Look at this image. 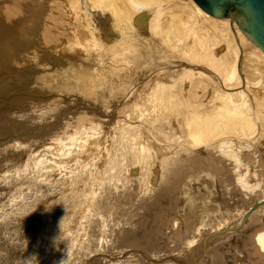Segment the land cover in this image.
<instances>
[{"label":"rangeland","instance_id":"obj_1","mask_svg":"<svg viewBox=\"0 0 264 264\" xmlns=\"http://www.w3.org/2000/svg\"><path fill=\"white\" fill-rule=\"evenodd\" d=\"M12 1L13 0H0V8H1L0 9V30L3 29V27H1V21L3 20L2 18L4 17V14H5V12H4L5 8L12 7L11 10L14 9V11H12V12L13 13L16 12L15 13L16 17L15 16L11 17V18H14L13 20H11V22L14 23V26L12 28L13 29L12 32L4 35L3 38L1 37L2 39L0 40L1 41L0 42V264H70V263L71 264H82V263L83 264H93V263L94 264H107L108 262H109V264H111V263L112 264H120V263L121 264H150V263L151 264H175V263L176 264L177 263L178 264H184V263L185 264H264V253L258 249V246H256L257 244H254L255 243L254 237L256 236V234L264 233V213H263L264 207L257 210L256 213H254L251 216V218H252L251 224H248L245 227H243L241 232L240 231H238L239 233L235 232L232 235H230L227 238H224L222 240H214L213 239V240H211V243L209 242V240L206 242L204 239L205 236H206L205 238H207V235L208 236L210 235V233H211L210 231H213V229L216 228L221 223H223L225 221L230 222L231 220L233 222L237 220V222H238L239 218L237 217L238 212H236V210L246 209V208L252 206V204H254L255 202L259 201L260 198L262 199V197H264V183H263L264 182V154H262V152H264V136H263L264 135V126L260 127L259 134L257 135V138L255 140L251 141L252 145H248L247 143L242 145V148L247 152V153L244 152L245 155L242 156V163L247 166L248 171L246 169H244V170H240L239 173L248 174V182L250 185L254 186V185L259 184V183H260V185L262 184L261 185L262 187L260 186L254 193H252V194L245 193L241 190V188L238 186V184H235V182H234L235 178L237 177V175L239 173L235 172V168H231L233 166V163L231 161L227 160L224 157L218 156L219 155L218 153L216 155L214 153H212V157L210 155L208 162H209V167H212V166L213 167L208 169L209 172L207 170H201L199 172L193 173L194 175H196L194 177L192 175L189 178L185 177L184 178L185 181L181 182V184L179 185L180 187H178V189L174 190L172 192L173 194L172 193L170 194V195H172V197L171 196H164L163 197L161 194H159L158 197H160V202H159L160 207H158L157 218H156V216L153 217V219L150 218L151 216H154V213L157 211L156 208H154L152 206L151 207H144L145 205L152 203L151 201H153V199H155V196H153L155 194V190L149 191L146 194V192L141 191V189L138 188V184L135 185L136 188L134 187L135 191L132 190V191L127 192V194H129L130 196L132 195V197H134V196L135 197L130 200L131 202L128 201L129 207L128 206L126 207V210H127L126 215L123 213H119V214L115 215L113 213V210H111L109 207L102 209L106 213L104 216L105 217L109 216L108 222H107L109 225L114 226L118 222L116 224V227L119 226V229L121 231H125V229H131L129 239L134 240L135 245L132 243H128V244H124V245L121 244L120 239H122V236L117 235L119 233V232H117L116 235L119 236L118 240L116 239L117 238L116 235H115L116 237H114V240H113V238H110L109 235H107V236H104L105 242L103 241V238H102L103 242L97 246L98 248H94L90 251H80L81 249H77L80 247H78L76 244H77V241L79 238H82L83 240L82 239L81 240L86 242L85 240L87 239V237L85 235H81L80 237H76L75 240H74V237L72 238L73 235L70 237L63 236V234L66 233L67 229L72 227L75 230V228L77 227L76 224L78 223L77 220H73V219L69 220L70 222L69 221L66 222L64 220L66 214L68 215V213L70 212L69 210H71V209H69V206H67V204L70 201L69 192L75 193V194L73 193L74 197H75L74 200H81L82 196H84L85 193H86V195L88 193V183L85 185V183L82 180H77V178H75V177L70 179L68 176L73 175V173H75L79 169H77V168H75V170H73V168L69 169V167H67L69 165H66V167L65 166L61 167L57 171L58 173L54 172V174H53V172H52V175L50 176L49 173L52 170H50L51 167L50 168L47 167L48 165H50V163H48L49 159L55 158V160L57 162L60 158H62L64 156V155H60L59 154L60 152H58L54 149H53L54 150L53 151L52 148L55 147V149L63 150L67 147V148H72L73 151L75 150L74 153H77L78 149H79V147L77 148L78 143L83 142L82 140H84V141L87 140V138H88V140L94 139L95 140L94 142L97 143V145H100L102 143V138L101 137L99 138L100 134L102 135L103 133H105L107 131V128L108 129L112 128L111 126L110 127L106 126L105 121H107V122L109 121V123L111 122L110 120H107L108 118L110 119L111 117L115 116V121L124 119L123 118V117H125L124 110L134 112L133 110H135L134 107L136 105L137 100L141 102L142 106L149 109V111L153 110V108H154L153 102L150 100L154 99V97H152V96H155V94L157 93L156 90H154V88H153L155 85L154 82L156 83L158 80H160L161 82H163V85L166 86V84H167L166 87H170L171 84L169 85L168 83H170L171 80L173 79L174 81L171 82V83H173L172 86H176V83L179 80L178 78H181L180 75H182V74L184 76L186 75L185 71H182V74H180V71L186 69L188 67V65H189V67L191 65L192 66H199V68H198L199 70H201L200 67L207 69V70L209 69V74H210V70L212 71V69L210 68L211 66L206 62V60L201 58V54H202L201 49H205V47L212 48L211 49L212 51L208 54V56L204 55V54L203 55L207 58L213 57V59H214V57L217 58L216 57L217 55L218 56L221 55L220 53L222 52L223 49H225V46H226L225 43H227V42L222 40L221 43L218 45L213 44V41L215 38L214 35H212L213 29L208 28V26H207L208 23L205 20L206 18L201 19V17H198V16L195 17L196 15L194 14L195 13L194 9L192 8V6L189 4V2L187 0H156L157 2L154 3L150 8L153 11L149 10V12L151 11L150 12L151 15H150V13H149V15L150 16L156 15V17H161V16L163 17V22H164V25L162 27L163 30H162V33L157 34L158 35L157 36L151 32L153 30L152 28L147 29L148 28L147 25H150L149 23L144 27V25H140L137 22H134L133 19L136 15V12H134L132 10L129 11V14H131V15H128V18L132 21L130 22V20L126 19L125 21L123 20L122 24H120L122 21L120 22L118 17L115 16V10L116 9H114V8L124 9L123 5H126L125 0L117 1L118 3L116 2V4L118 6L114 7L113 9L109 8L111 0L109 3L106 2L107 0H104L101 2V4H100V2L97 3V1L93 2L94 0H89V1L88 0H71V1L70 0H42V1L41 0H31V1L28 0V1H26V4L27 5L30 4L29 6H27L26 4L20 6V4H19L17 7H14L12 5ZM32 1H34V2H32ZM44 1H46V2L44 3ZM184 1L185 2L187 1V3H185ZM35 2H37V3L40 2L39 4L40 5L43 4L44 6L43 5L40 6L39 4H35ZM73 2H75L74 3L75 5L73 4ZM90 2H91V4H89ZM69 3H70V5H69ZM80 3H82V4H80ZM176 3H178L176 6L177 10H175L176 8H173V5ZM92 4H94V6ZM107 4L109 7H107ZM187 4H189V5H187ZM37 5L40 7H38ZM50 5L52 6V8ZM80 5H82V6H80ZM89 5H92L93 7L89 6ZM99 5H101V6H99ZM36 6L39 9L42 6L43 7H42V9L39 10L38 8H36ZM70 6H71V8H70ZM156 6H158V8ZM185 6H187V7H185ZM53 7H54V9H53ZM160 7H163V8H160ZM20 8L23 10L22 12H21ZM43 8H45V9L47 8L46 11ZM90 8H91V10H89ZM92 8H95V10L94 9L92 10ZM17 9H19V10L15 11ZM84 9L86 12L89 10L88 13L91 14L92 16L91 15L89 16L88 13H85ZM48 10L51 13L53 11L52 14L50 13L52 15V17H51V15H49ZM69 10H70V12H69ZM96 10H97V14H96ZM98 10H100V11H98ZM103 10H104V12H103ZM40 11L42 13L44 12V14L40 13ZM191 11H193L192 15H191ZM33 12H34L35 17H32V16H34ZM107 12H108V14H107ZM111 12H112V14H114V17H113V15H111ZM35 13H37V14H35ZM133 13H135V14H133ZM28 14H30V15H28ZM65 14L67 16H65ZM70 14H72V15H70ZM80 15H81V17H78ZM85 15L88 17L87 19H86ZM173 15L176 18V22H174L171 25L170 22L167 23L168 22L167 20L169 18H171ZM55 16L57 19L55 18ZM60 16H62V17H60ZM104 16H106V17H104ZM189 16L193 17V21L189 23L191 26L188 29V27L187 28L183 27V23L185 21L189 20ZM46 17H48V18H46ZM62 18H63V20H61ZM80 18L82 19L81 21H80ZM114 18H116L115 20L117 21V23H115L116 21L114 20ZM186 18H187V20H186ZM46 19L48 20V22L45 21ZM71 19H72V23L75 25H69V24H71ZM85 19L87 20L86 22L84 21ZM92 19H93L94 23H93ZM197 19L199 21H196ZM50 20H53V21L50 22ZM111 20H113L112 21L113 24L111 23ZM181 20L183 23H181ZM18 21H19V23H18ZM37 21L39 23L41 21V24H43V25L39 24ZM44 21H45V23H47L46 24L47 26H45V23H43ZM49 22L50 23L53 22V23L50 24ZM78 22H80L81 24H79ZM5 23H3V25H8V23L7 24H5ZM62 23H63V25H62ZM67 23H69L68 24L69 27L65 26ZM83 24L84 25L89 24L90 26L87 27L86 25L84 26ZM95 24H96V26H95ZM114 24H116V27ZM179 24H181V25L179 26ZM24 25H26V26H24ZM52 25L55 28H53ZM77 25L79 26L78 28H77ZM121 25H124L125 28L122 27ZM56 26H57V28H56ZM97 26H99V27H97ZM40 27H43V29L41 28V30H40ZM64 27H66V28H64ZM196 27L197 28L201 27V29L200 28L197 29ZM82 28H83V30H82ZM117 28H119V29H117ZM126 28H128V29H126ZM166 28H169V29L171 28L170 31H174V32L176 31V28L179 31L180 30L182 31V33L184 35L183 36L184 40L182 41L181 44H180V42L176 43L178 46V49L176 48L175 45H173V46H175V47H173L171 44H168V42H166L163 39L164 37L162 34H163V32L166 33L164 31ZM55 29H57V31ZM131 29L132 30L134 29L135 31L134 30L132 31ZM45 30H47V31L51 30L50 31L51 35H50L49 31L45 32ZM52 30L54 31V33H52L53 32ZM196 30H197V32H196ZM93 31L95 32V37H94ZM99 31H100V33H99ZM137 31H139V32L141 31L140 32L141 35ZM145 31H147V34L144 33ZM149 31H150V34H149ZM204 31L205 32L207 31V33H204ZM72 32L77 36H75ZM122 32H124V34L125 33L126 34L124 36L120 37L119 34H121ZM134 32H135V34H134ZM68 33H70L71 36ZM86 33H88V35ZM195 33H197L198 35H195ZM57 34L60 36V38L58 37ZM65 34L67 35V37L65 36ZM101 34L103 36H106L108 41L102 40L103 36L100 37ZM113 34H114V36H116V38L113 36ZM206 34H208L207 35L208 37L206 36ZM43 35H45L46 37ZM52 35L56 38L54 39L52 37ZM92 35L94 38L92 37ZM16 36L17 37L19 36V37L17 38ZM126 36H128V37H126ZM129 36H130L131 41L128 39ZM186 36L191 38V40L189 38H187ZM14 37H16V40H14V41L9 40V39H12ZM72 37H75V38H72ZM76 37L83 39V41L82 40L80 41V46L81 45L84 46L83 42H85V48L83 46L80 48L79 42H78L80 39L78 40V38H76ZM90 37L93 40L90 39ZM98 37H99V40H98ZM142 37L143 38L145 37V38L142 39ZM146 37L148 38V40H146ZM156 37L159 40L153 39ZM192 37L198 38V39L195 38L197 40V42ZM199 37H201V38H199ZM210 37H211V40H210ZM45 38H46V40H45ZM122 38H123V40H127V42H130V44L125 42V41L120 42V41H123V40H121ZM138 38L140 40H138ZM160 38H161V40L163 39L164 42H163V40L161 41ZM52 39H54L55 41L53 40L51 42ZM64 40H67V41H64ZM70 40L71 41L74 40L75 43H73L74 41L72 43H70L71 42ZM132 40L134 42H132ZM187 40L190 43V47H189V43L187 42ZM46 41L48 44L45 43ZM101 41L103 44L101 43ZM136 41H139V42H136ZM148 41H149V43H148ZM210 41H211V43H210ZM59 42H61V43H59ZM62 42L64 43V45L62 44ZM97 42L99 43L100 46L96 45ZM135 42L137 45H135ZM159 42H161L160 43L161 45L158 44L161 46V48L158 47V45H157V43H159ZM184 42H185V44H184ZM200 42H202V43H200ZM27 43H29V44H27ZM88 43H89V46L91 45L90 46L91 49L94 48V46L96 47V48L92 49L93 53H91V50H89L90 49L89 46H87V50L89 52L87 50H85L86 44H88ZM105 43L106 44L110 43V44L106 45ZM118 43H122L121 47H119L120 44L118 45ZM124 43L125 44L127 43L126 44L127 47H125L126 45ZM131 43H133V44H131ZM146 43H148V44L146 45ZM164 43H166V44H164ZM187 43H188V45H186ZM195 43H198V45H196ZM4 44H6V45H4ZM7 44L8 45H10V44L14 45L15 44V45H17V47L14 49V48H11L12 47L11 45H10V47H8ZM111 44H112V47H111ZM150 44H152V45H150ZM153 44H154V46L156 45L155 48L153 47ZM193 44H195V47L197 48L196 50H198V51L201 50L200 54H199V52H196L197 53L196 55H198V54L199 55L196 56V59L194 61L190 60V58L184 56V54L182 53L185 51H190V50L192 51L193 49L191 47ZM102 45L104 48L102 47ZM129 45L130 46L135 45L136 47L135 46L130 47ZM164 45H166V47ZM199 45H201V46L203 45L202 48H201V46L199 47ZM45 46H46V49H45ZM128 46L130 47L129 51H128V48H129ZM138 46H139V48H138ZM30 47H32V48H30ZM47 47L49 48V51H47L48 50ZM73 47H75L74 48L75 50L72 49ZM97 47H99L100 49ZM101 47L103 48V51L101 50L102 49ZM149 47H150L151 51H150ZM167 47L169 50L167 49ZM216 47H218V48H216ZM20 48H21V50L19 51ZM53 48L54 49L56 48V49L54 50ZM65 48L66 49L68 48L67 50H69V51H66ZM77 48H79V49H77ZM112 48L116 49L115 52H117V53H114V51L111 52L110 49L114 50ZM117 48H119V52H118ZM140 48L143 49V51L140 50ZM165 48L167 49L168 52L167 51L165 52V50H164ZM24 49H26V50H24ZM145 49H148V50H145ZM170 49H172V50H170ZM60 50H62V52ZM105 50H108V52L106 51V53H109V54L112 53V55L105 54V52H104ZM157 50L158 51L161 50L162 52L164 51L163 52L164 55H162V52H161V54H160V52H157ZM178 50L181 51V53H179ZM53 51H55V54L53 53ZM56 51H57V53H56ZM64 51H65V53H63ZM77 51H78V53H77ZM81 51H82V53H81ZM134 51H136V55L134 54ZM148 51H149V54L147 53ZM170 51H173V52H170ZM60 52L63 54H61ZM66 52L67 53L69 52V54H68L69 56L67 55ZM84 52L87 55V57L85 54L82 55ZM150 52L151 53L154 52L155 55L153 53L151 55ZM169 52H170V54H169ZM213 52L215 55H212ZM73 53H74V56H72ZM103 53L105 56L103 55ZM121 53H123L122 54L123 60H122V55H120ZM124 54H125V56H124ZM133 54H134V57H133ZM172 54H173V58H172ZM244 54H245L244 57H246V59L244 58V61L242 62L243 64L241 63V66L243 67V68L241 67V69H242L241 72H242L243 76L247 79L246 82L250 86V87L248 86V90L251 91L249 96L253 98V99L251 98V100H252V104L254 107V114L256 115V111L258 109H259L260 113L261 112L264 113V83H263V81H260V78H259L260 75H264V63L261 60H259V57L256 53V50L252 47L245 46L244 47ZM32 55H34L36 58ZM169 55H170V57H169ZM49 56H50V58H49ZM54 56H55V58H54ZM62 56L64 59L62 58ZM91 56H93V57H91ZM155 56H157V57L159 56L158 57L159 59ZM33 57L35 58V60L31 59ZM84 57H85V59H84ZM77 58L78 59L80 58V59L78 60ZM134 58H135V60H134L135 62L133 61ZM140 58H142L141 59L142 61L140 60ZM143 58H145V59H143ZM171 58L173 59L172 61H170ZM91 59H92V61H90ZM107 59H108V61H107ZM115 59H117V62ZM138 59L141 61L142 64L138 63L139 62ZM147 59H149V60H147ZM254 59H256V60H254ZM31 60L32 61L34 60L35 62H32ZM124 60L128 64H126L124 62ZM130 60H132L133 62L130 63ZM75 61H77V62H75ZM93 61H95L96 63ZM136 61H137V63H136ZM79 62H81V63H79ZM100 62H103L104 64L100 63ZM48 63L50 64L49 69L44 66V65H47ZM97 63H99L100 65ZM124 63H125V65H124ZM143 63H146V64H143ZM178 63H180V64H178ZM250 63H252V64H250ZM41 64H44V65L40 66ZM89 64L94 65V67L92 65L90 66ZM129 64H131V65H129ZM133 64H134V66L135 65L136 66L133 67ZM206 64H207V66H206ZM57 65L60 68L57 67ZM87 65L90 67H88ZM99 66L101 67V69ZM137 66H139V67H137ZM165 66H167V67H165ZM208 66H210V67H208ZM244 66H246V68ZM91 67H93V68L91 69ZM118 67L122 68V69L119 70ZM177 67H179V68H177ZM117 68H118V70H116ZM254 68H256V69H254ZM9 69H11V70H9ZM97 69H98V71H97ZM160 69H163V70L161 71ZM174 69H175V71H173ZM122 70H124V71H122ZM152 70L154 71V74H153ZM159 70H160V72H159ZM87 71H89V72H87ZM102 71L104 73H102ZM52 72L58 74L59 76L56 75L57 77H55L53 79H47L48 81H43V78H47L49 75L53 74ZM86 72H87V75H85ZM91 72H92V74H91ZM93 72H96V73H93ZM112 72H114V73H112ZM202 72H204V73L206 72V74L203 73L204 76H200L198 73H196V75L194 73V75L192 74V77L188 76L189 79H187V77H185V78L187 81L189 80V83H191L192 80L196 81V78L201 79V77H209V79H210V75L208 74V71L202 70ZM224 72H225V74H224ZM226 72L227 71H223V73L221 72L222 74L220 73L221 77H219V78L225 79V77H226L225 75H227ZM117 73H118V76H117ZM142 73L144 74L143 76H142ZM172 73L178 74L177 79L169 77L172 75ZM96 74L98 75V77L96 76ZM109 74H110V76H109ZM123 74H126V75H123ZM150 74H152V75L149 76ZM88 75L90 77L92 76V78H90ZM101 75H103V76H101ZM129 75L131 76V78ZM85 76L89 77L90 79L85 77ZM223 76H225V77H223ZM69 77H71L70 80H69ZM94 77H95V79H94ZM114 77H116V79ZM148 77H150L149 80H148ZM193 77L195 78V80ZM100 78H102V79H100ZM109 78H111V79L113 78V79L111 80ZM88 80H90V81H88ZM186 80L183 82V84L180 87L172 89V92L171 91L169 92V93H172V94H169V99L172 102V104L175 101V99L176 100L178 99L179 95H177V94H180V97L182 94V96L184 98L181 97V99L182 98L185 100L187 99V101L184 100L185 102H188V103H186V104H188L187 106L188 107L192 106L190 109H188V111L194 109V107L195 108L199 107L198 105H202V106H200V109H202L206 112L209 111L212 106H208V107H205V106H207V104L210 105L211 100H213V98H217L219 96V94H221V92H222L218 88V86L220 85L219 82L216 81V79L211 78L210 81L212 80L211 81L212 84L210 83L207 86L210 89H208L206 87L205 90H203V89L200 90L198 88L197 89L198 92H197V90H196V92L195 91H193V92L189 91L190 92V94H189L188 90H190L189 89L190 86L188 87V85H190V84ZM141 81H143V82H141ZM91 82L94 86L91 84ZM105 83H107V85ZM112 83H113V85H112ZM125 83H127V84H125ZM135 83H136V86L138 85L137 88L134 87ZM254 83H256V84L254 86H252ZM46 84H47V87H46ZM66 84H68V86H66ZM100 84H101L102 88H104V90H100L101 89ZM90 85H92V86H90ZM143 85H145V86H143ZM99 86H100V88H99ZM104 86H106V87H104ZM185 87L188 89H186ZM216 87H217V89H216ZM251 87H253V88L255 87V90ZM55 89L57 90L58 93L56 92ZM105 89H106V92H105ZM168 89L171 90V88H168ZM180 89H181V91H180ZM32 90H35L36 94ZM74 90H76V91H74ZM173 90L174 91L176 90V91L174 92ZM178 90H179V92H178ZM184 90H187V91H184ZM212 90H213V92H212ZM252 90H254V91H252ZM36 91H38V93ZM42 91H44V92H42ZM125 91H127V92H125ZM256 91H257V93H256ZM93 92H96L97 94L96 93L93 94ZM135 92L137 94H140V95H137ZM199 92H201V93H199ZM205 92H206V94H205ZM130 93H132V94L130 95ZM133 93H134V95H133ZM184 93H186V95ZM38 94H40V95L36 96ZM48 94H49V97H48ZM148 94L152 95V96H149ZM257 94H258V96H257ZM45 95H46V97H45ZM72 95H73V97H72ZM91 95H92V97H90ZM96 95L99 97H97ZM82 96H83V98L85 97L84 98L85 100H83ZM126 96H127V98H126V100H124V98ZM144 96H145V98H144ZM185 96H186V98H185ZM79 97L82 98V101H81V98H79ZM96 97H97V99H96ZM194 97H196V98L194 99ZM210 97H211V100H210ZM44 98L46 101L44 100ZM108 98H109V101H108ZM87 100H89V101H87ZM90 100H92V101H90ZM132 100L135 102H133ZM190 100H192V102ZM197 100H199L198 101L199 104H198ZM29 101H31V102H29ZM44 101L46 102V107H44L45 106ZM201 101H203V102L201 103ZM261 101L263 103H261ZM123 102H126L127 104L126 103L124 104ZM30 103L32 104L31 107H30V105H31ZM65 103H67V105L68 104L69 105L66 106ZM20 104H21V106H20ZM151 104H152V106H150ZM193 104H195V105H193ZM102 106H103V108H102ZM10 107H12V108H10ZM23 107H25V108L23 109ZM48 107H50L51 109H49ZM151 107H153V108L151 109ZM256 107H257V109H256ZM45 108H46V110H44ZM16 109H18V110L16 111ZM93 109H96L99 112V114H102V115H100L101 117ZM107 109H108V111H107ZM178 109H181V108H178ZM178 109L176 111L177 116L175 117V121H176L175 123H172L170 125V121H169V123L167 122L169 119V116L166 117V119L164 121L165 124L164 123H163L164 125L162 124V126H163L162 129L164 128L163 129L164 132H172L173 130H175L176 128L174 126L176 124H178V126L179 125L181 126V123L183 122L184 114L182 112H179ZM109 110H110V112H109ZM75 111H77V112H75ZM167 111H169V110H167ZM37 112L39 113L40 116L38 115ZM46 112H47V115H46ZM79 112H82L84 115L82 113H79ZM34 113H36L37 116H35ZM63 113L65 116L63 115ZM110 113H111V115H110ZM21 114H23V115H21ZM181 114H183V115H181ZM61 115H63V116H61ZM261 115L263 116L262 113H261ZM25 116H27V117H25ZM34 117H35V119H34ZM39 117H41V119ZM89 119H91V120H89ZM38 120H39V122H36ZM78 121H79V123H78ZM171 121H173V120H171ZM263 121H264V119H263ZM67 122H69V123L67 124ZM70 122H72V123H70ZM74 122L77 124H75ZM61 123H63V124L61 125ZM74 125L75 126L77 125V126L75 127ZM93 125H95V126H93ZM145 125L149 129V131H151L150 133L151 134L153 133L152 135H155L156 137L158 136L160 138V140L163 141L162 140L163 135H161V133L159 131L156 132L155 129L152 127V124L146 123ZM98 126H100L101 129ZM94 127H96V128H94ZM62 128H63V130L60 131L59 129H62ZM87 128H89L90 131ZM91 129L92 130L95 129V130L91 131ZM102 129H104V130L102 131ZM56 130L57 131L59 130V131L57 132ZM118 130H119V128L117 125H115L114 128H112V132H114L116 137H119V135L117 134ZM54 132L55 133L57 132V134H54ZM84 132H85V135H84ZM76 133L79 135L81 134V135L76 136L75 135ZM182 134L183 133H179V134L176 133V136H175L176 139H177V137L180 136L179 139L183 138L182 140L186 141L184 138V135H182ZM57 135H58L59 141H63V144L62 143L51 144L50 141H47L48 139H50L54 136H57ZM160 136H162V137H160ZM96 139H98V140H96ZM172 139H174V138L172 137ZM14 141H16V142H14ZM64 141H65V143H64ZM32 142H34V143H32ZM76 142H77V145H76ZM166 142H171V141H168V139H167ZM172 142H174V140H172ZM25 144H26V146H25ZM255 144H256V146H255ZM16 145L18 147H20V146L21 147L18 148ZM57 145L60 147H58ZM67 145H69V146H67ZM22 147H24L25 149L24 148L22 149ZM29 147H30V149H29ZM46 147H49L51 150H49L48 152L43 151L44 148H46ZM17 149H19V150H17ZM258 152L261 154H259ZM14 153L16 155H14ZM29 153L31 155H29ZM95 153H96V150L88 158V160H86V156L85 157L83 156L82 159H80V160L84 159L85 160L84 162L87 161L89 163V165L92 166L94 164V166H97L98 161H96V159H95L96 158ZM54 154H56V156H53ZM93 155H94V157H93L94 161L90 160V158ZM99 155H101V154H98V156ZM33 156H34V158H33ZM101 156H103V155H101ZM105 156H106V154H105ZM181 157H183V156L181 155ZM250 157H252V158H250ZM256 157H257V159H256ZM98 158H101V157L99 156ZM185 158H186V156H185ZM30 160L32 161V164L29 165V163H31ZM38 160L42 165L38 162ZM45 160H48V161H46V164H45ZM252 160H253V162H252ZM33 162H35L36 164H34ZM185 162H187V161L185 160ZM223 164H224V166H223ZM26 165L29 168L28 170H26L27 169ZM34 165H36V166H34ZM210 165H212V166H210ZM23 166H25V168ZM94 166H92V167H94ZM34 168L36 169V171ZM62 168H63V170H62ZM189 168L191 169V171H193V169L190 166H189ZM7 171H9V172H7ZM44 171L45 172L47 171V173H45ZM19 173H21V174H19ZM22 173H23V175H22ZM234 173H236V175ZM39 176H40V178H38ZM49 178H51L52 180L49 181V183L46 187L41 188V190L44 189L43 191H41L39 188L42 187V185L40 183H38L37 181L42 180L41 182H44V181L46 182V180H49ZM32 179H33V181H32ZM67 179H70V180H67ZM130 179L132 180V179H134V177L133 178L131 177ZM34 180H35V182H34ZM73 180L75 181V183L72 182ZM19 181H20V183H19ZM23 181L25 184L23 183ZM55 181H57L59 183H57V182L55 183ZM166 181L171 182L170 179H169V181L168 180H166ZM170 182H169V184H170ZM53 183H54V185H53L54 188L51 187ZM129 183L130 182H128L127 184H129ZM56 184H60V186L58 188L60 191L57 188L55 189ZM75 184H77V185H75ZM30 185L32 187L34 186L33 188H35V186H36L34 191ZM73 185H75V186H73ZM61 186H64V187H61ZM14 187H16V188H14ZM48 187H49V189H48ZM68 187L70 188V190L66 192L65 188H68ZM163 187H164V183L160 184L159 189H163ZM61 189H62V191H61ZM47 190H49V191H47ZM50 191H52V192L54 191V192L52 193ZM57 191H59V192H57ZM44 192L47 193L46 194L47 196L45 195ZM48 193H49V195H48ZM150 193H151V195H150ZM42 194H44V195H42ZM65 196L67 198H64ZM136 197L137 198L140 197L141 199L137 200ZM149 198H152V199H149ZM257 198H259V199H257ZM84 201L86 202V200H84ZM29 204H31V205H29ZM80 204H82V203H80ZM63 205H65V206H63ZM32 206L34 209L33 208L31 209ZM28 207H30V208L28 209ZM79 207L81 208V206H76L74 208H76V210H79ZM135 207H137V208H135ZM138 208H139V210H138ZM128 209H130V210L128 211ZM103 211H102V214H103ZM261 211H263V212H261ZM127 215H128V217H127ZM125 217L127 218V221H125L126 220ZM58 219H60V221ZM120 219H122L121 220L122 222L120 221ZM144 219H145V221H144ZM148 220H149V222H148ZM81 222H83V221H81ZM57 223H58V225H57ZM68 224H69V226H68ZM138 224H139V226H138ZM111 226H107L106 228H110ZM143 226H146L148 229L146 227H143ZM72 228H71V231H74ZM198 228H199V231L196 232L195 230H197ZM149 229H151L153 231V233H154L153 237H151L152 233ZM90 239H93V241L95 240L93 237V234H91ZM115 239L117 241H115ZM191 239H192V241H194L193 242L194 245L192 247L187 245V242L189 240L191 241ZM203 240L207 243L205 246H203V244H204ZM141 241H145L147 243L149 242L152 244V246L150 247V244L149 245L147 244L148 247L140 246V245H143V243H139ZM95 243H96V240L94 241V244ZM74 244H75V246H74ZM195 244H196V246H195ZM110 245L112 248L110 247ZM80 246H81V243H80ZM96 250L98 253H94ZM124 251H125V253H127L128 256L127 255L124 257L121 256V254ZM72 252H74V253H72ZM97 254H99V255H97ZM94 255L98 256L96 258V261L94 259H92L95 257ZM89 256H93V257H89ZM100 256H102V257H100ZM107 256L109 258H107ZM88 257H89V259H87ZM143 257H145V258H143ZM146 257L152 258L151 259L152 261L151 262L148 261ZM102 258H104V259H102ZM169 258H171V260ZM158 259H161V260H158ZM183 259H185V260H183ZM154 261H156V262H154Z\"/></svg>","mask_w":264,"mask_h":264},{"label":"bare ground","instance_id":"obj_2","mask_svg":"<svg viewBox=\"0 0 264 264\" xmlns=\"http://www.w3.org/2000/svg\"><path fill=\"white\" fill-rule=\"evenodd\" d=\"M26 1H28V0H13L12 1V5L14 6V7H17L19 4H20V6H22V5H24V4H26ZM31 1V0H30ZM42 1V0H41ZM71 1V0H70ZM69 1V2H70ZM89 1V0H88ZM97 1V3L98 2H100V4H101V2L102 1H104V0H94L93 2H96ZM117 1H119V0H111V2H110V0L108 1H106V2H110V7L108 6V4H107V7H109V8H111V9H113L114 7H116V6H118L117 4H116V2ZM188 2H189V4L192 6V8L194 9V14L196 15L195 17H201V19L202 18H206L205 20L207 21V26H208V28H212L213 29V34L212 35H214V41H213V44H216V45H218V44H220L221 43V41L223 40V41H226L227 43H225L226 44V46H225V49H223L222 50V52L220 53L221 55L220 56H216L217 58H215L214 57V59H213V57L211 58V57H205L204 55H207L208 56V54L212 51L211 49L212 48H207V47H205V49H201L202 50V54H201V58L202 59H204V60H206V62L211 66H208V67H210L211 69H212V71L210 70V74H209V69L207 70V69H204V68H202V67H200V69L201 70H199L198 68H199V66H190L189 67V65H188V67L186 68V69H184V70H181L180 71V74H182V71H185V73H186V75L184 76L183 74L182 75H180L181 76V78H178L179 80H178V82L176 83V86H172V84L173 83H171V82H173L174 80L172 79L171 80V82L170 83H168L169 85L171 84V86L170 87H166L167 86V84H166V86L165 85H163V82H161L160 80H158L156 83L154 82V90H156V94H155V96H152V95H149V96H152V97H154V99H152V100H150V101H152L153 102V107H151V109L153 108V110L151 111H149V109H147V108H145L144 106H142V104H141V102L140 101H136V105H135V110H133L134 112H130V111H125L124 110V115H125V117H123L124 119H121V120H116L115 121V116H113V117H111L110 119L108 118L107 120H110L111 122L109 123V121L107 122V121H105V123H106V126L108 127H112V128H114V126L115 125H117L118 126V128H119V130L117 131V134L119 135V137H116L115 136V134H114V132H112V128L111 129H108L107 128V131L105 132V133H103L102 135L100 134V136H99V138L101 137L102 138V143L100 144V145H97V143H95L94 141V139H90V140H88V138H87V140H82L83 142H80V143H78V146H77V148L79 147V149H78V152L77 153H74V151L72 150V148H65V149H63V150H61V149H55V147H53L52 148V150L54 149V150H56V151H58V152H60L59 154L60 155H64L62 158H60L57 162H56V160H55V158L53 159V158H51V159H49V162L48 163H50V165H48L47 167H51V169L50 170H52L50 173H49V175L51 176L52 175V172H53V174H54V172H57L61 167H63V166H65L66 167V165H69V166H67V167H69V169L71 168H73V170H75V168H77V169H79V170H77L75 173H73V175H71V176H68L70 179L71 178H77V180H82L84 183H85V185L88 183V193H87V195H86V193H85V195L84 196H82V199L81 200H74V194L72 193V192H69V194H70V201H69V203L67 204V206H69V209H71V210H69L70 212L68 213V215L66 214V216H65V221L67 222V221H69V220H71V219H73V220H77V227L75 228V230H74V228H72L71 226V228L74 230V231H71V228H69V229H67L66 230V233H64L63 234V236H66V237H70V236H72V238L74 237V240H75V238L76 237H80L81 235H85L86 237H87V239L85 240L86 242H84V241H82L83 239L82 238H79L78 239V241H77V246L78 247H80V248H77V249H81L80 251H90V250H92V249H94V248H98L97 246L100 244V243H102L103 241H104V236H107V235H109V237L110 238H113V240H114V237H116L117 235H120V236H122V239H120V243L121 244H128V243H132V244H134L135 245V242H134V240H130L129 239V236H130V232H131V229H125V231H121L120 229H119V226H117L116 227V224L118 223H116L114 226H111V225H109L107 222H108V218H109V216H107V217H105L104 215L106 214L102 209H105V208H107V207H109L111 210H113V213L115 214V215H117V214H119V213H123V214H125L126 215V213H127V210H126V207L128 206V201H130L131 199H133L134 197H132V195L130 196L129 194H127V192L128 191H132V190H134V187L136 188V184H138V188H140L141 189V191H144V192H146V194H147V192H149V191H154L155 190V194L153 195V196H155V199H153V201H151L152 203H150V204H147V205H145L144 207H154V208H156L157 209V211L154 213V216H151L150 218L151 219H153V217H155L156 216V218H157V214H158V207H160L159 206V202H160V197H158L159 196V194H161L163 197L164 196H171L172 197V195H170L174 190H176V189H178V187H180L179 185L181 184V182H183V181H185L184 180V178L185 177H187V178H189V177H191V175L194 177V176H196V175H194L193 173H195V172H199V171H201V170H207L208 172H209V168H212L213 166L212 165H210V166H212V167H209V162H208V160H209V158H210V155H211V157H212V153H214L215 155L218 153L219 155L218 156H220V157H224V158H226L227 160H229V161H231L232 163H233V166L231 167V168H235V172H237V173H239L240 172V170H244V169H246L247 171H248V168H247V166L245 165V164H243L242 163V156H244L245 154H244V152H246L243 148H242V145H244L245 143H247L248 145H252V143H251V141H253V140H255L256 138H257V135L259 134V129H260V127H263L264 126V121H263V119H264V113L263 112H261L262 114H263V116L261 115V113H260V111H259V109L256 111V115L254 114V107H253V104H252V100H251V98L252 97H250L249 95H250V92L251 91H249L248 90V83L246 82V78L243 76V74H242V69H241V63L244 61V58L246 59V57H244V47L245 46H249V47H252V48H254L255 50H256V53H257V55H258V57H259V60H261L263 63H264V54H263V52L257 47V46H255L251 41H249L245 36H244V34L240 31V29H239V27H238V25L236 24V22H235V20L233 19V18H230V17H227V18H214V17H212V16H210V15H208V14H206L204 11H202L192 0H187ZM187 1L185 2V3H187ZM32 2H34V1H32ZM31 2V3H32ZM46 1H44V3H45ZM51 2V1H50ZM53 2V1H52ZM123 2V1H122ZM125 2H126V5H123V8L124 9H117V8H114V9H116L115 10V16H117L118 17V19L120 20V24H122L123 23V20L125 21L126 19H128V20H130L129 18H128V15H131V14H129V11L130 10H132V11H134V12H136V15H135V17H134V22H137L138 24H140V25H144V27L149 23L150 25H147L148 26V28L147 29H153L151 32L154 34V35H157V34H160V33H162V27H163V25H164V22H163V17L161 16V17H156V15L155 16H150L151 15V11L149 12V10H152V9H150L151 8V6L154 4V3H156L157 1L156 0H125ZM172 2V1H171ZM28 3V2H27ZM30 3V2H29ZM40 2H35V4H39ZM49 3V2H48ZM72 3V2H71ZM75 2H73V4H74ZM79 3V2H78ZM118 3V2H117ZM170 3V2H169ZM33 4V3H32ZM72 4V5H73ZM80 4H82V3H80ZM84 4V3H83ZM89 4H91V2L89 3ZM96 4V3H95ZM168 4V3H167ZM177 4L178 3H176V4H174L173 5V8H176L175 10H177ZM189 4H187V5H189ZM27 5V4H26ZM25 5V6H26ZM30 5V4H29ZM29 5H27V6H29ZM40 5V4H39ZM41 5H43V4H41ZM40 5V6H41ZM53 5V4H52ZM69 5H70V3H69ZM75 5V4H74ZM85 5V4H84ZM83 5V6H84ZM93 6H94V4H92ZM92 5H89V6H92ZM98 5V4H97ZM120 5V4H119ZM4 6V5H3ZM35 6V5H34ZM38 6V5H37ZM36 6V8H38V7H40V6H38L37 7ZM44 6V5H43ZM42 6V7H43ZM46 6V5H45ZM51 6V5H50ZM77 6V5H76ZM80 6H82V5H80ZM79 6V7H80ZM88 6V7H89ZM92 6V7H93ZM99 6H101V5H99ZM121 6V5H120ZM163 6V5H162ZM166 6V5H165ZM164 6V7H165ZM8 7V6H7ZM42 7L40 8V9H42ZM47 7V6H46ZM78 7V6H77ZM96 7V6H95ZM157 8H158V6H156ZM185 7H187V6H185ZM23 8V7H22ZM51 8H52V6H51ZM70 8H71V6H70ZM76 8V7H75ZM74 8V9H75ZM84 8V7H83ZM97 8V7H96ZM101 8V7H100ZM160 8H163V7H160ZM189 8V7H188ZM1 9V8H0ZM12 9V7H10V8H5V14H4V17L2 18L3 20L1 21V27H3V29H1L0 30V40L3 38V36L4 35H6V34H8V33H10V32H12V28H13V26H14V23L13 22H11V20H13L14 18H11L12 16L14 17L15 16V13H13L12 11H14V9L13 10H11ZM21 9V8H20ZM39 9V8H38ZM39 9V10H40ZM45 11H46V9L45 8H43ZM53 9H54V7H53ZM78 9V8H77ZM76 9V10H77ZM82 9V8H81ZM86 9V8H85ZM85 9H84V11H85ZM95 10V8H92V10ZM19 9H17V10H15V11H18ZM43 10V11H44ZM89 10H91V8L89 9ZM88 10V11H89ZM106 10V9H105ZM108 10V9H107ZM162 10V9H161ZM160 10V11H161ZM179 10V9H178ZM23 10L21 9V12H22ZM26 11V10H25ZM42 11V10H41ZM40 11V13H42ZM56 11V10H55ZM83 11V12H84ZM88 11L86 12L85 11V13H88ZM98 11H100V10H98ZM153 11V10H152ZM12 12V13H11ZM48 12H49V10H48ZM69 12H70V10H69ZM72 12V11H71ZM94 12V11H93ZM103 12H104V10H103ZM155 12V11H154ZM175 12V11H174ZM24 13V12H23ZM51 12H49V15H51L52 13H53V11H52V13L50 14ZM55 13V12H54ZM74 13V12H73ZM78 13V12H77ZM80 13V12H79ZM100 13V12H99ZM98 13V14H99ZM114 13V12H113ZM149 13H150V15H149ZM192 13H193V11H191V15H192ZM20 14V13H19ZM35 14H37V13H35ZM42 14H44V12L42 13ZM41 14V15H42ZM56 14V13H55ZM75 14V13H74ZM96 14H97V10H96ZM105 14V13H104ZM107 14H108V12H107ZM133 14H135V13H133ZM193 14V15H194ZM25 15V14H24ZM28 15H30V14H28ZM32 15V14H31ZM33 15H34V12H33ZM48 15V16H49ZM70 15H72V14H70ZM69 15V16H70ZM76 15V14H75ZM88 15L90 16L91 14H89L88 13ZM102 15V14H101ZM111 15H113V17H114V14H112V12H111ZM110 15V16H111ZM37 16V15H36ZM47 16V15H46ZM65 16H67L66 14H65ZM86 16V15H85ZM92 16V15H91ZM99 16V15H98ZM174 16V15H173ZM171 17V18H169L167 21V23H169L170 22V24L172 25L174 22H176V18H175V16L174 17ZM16 17V16H15ZM18 17V16H17ZM32 17H35V15L34 16H32ZM31 17V18H32ZM51 17H52V15H51ZM60 17H62V16H60ZM73 17V16H72ZM77 17V16H76ZM78 17H81V15L80 16H78ZM103 17V16H102ZM104 17H106V16H104ZM116 17V18H117ZM130 17V16H129ZM132 17V16H131ZM182 17V16H181ZM184 17V16H183ZM212 17V18H211ZM39 18V17H38ZM37 18V19H38ZM45 18V17H44ZM46 18H48V17H46ZM54 18V17H53ZM52 18V19H53ZM55 18H56V16H55ZM67 18V17H66ZM69 18V17H68ZM71 18V17H70ZM74 18V17H73ZM88 17L86 16V19H87ZM101 18V17H100ZM116 18H114V20L116 19ZM57 19V18H56ZM60 19V18H59ZM75 19V18H74ZM84 19V18H83ZM84 20L85 22L87 21V20ZM102 19V18H101ZM184 19V18H183ZM200 19V18H199ZM29 20V19H28ZM61 20H63V18L61 19ZM78 20V19H77ZM82 19L80 18V21H81ZM118 20V21H119ZM186 20H187V18H186ZM204 20V21H205ZM222 20V21H221ZM21 21V20H20ZM32 21V20H31ZM39 21V20H38ZM37 21V22H38ZM45 21H47L48 22V20L46 19ZM45 21L43 22V23H45ZM51 21H53V20H50V22ZM57 21V20H56ZM66 21V20H65ZM68 21V20H67ZM90 21V20H89ZM92 21H93V19H92ZM106 21V20H105ZM113 20H111V23L113 24V22H112ZM116 21V20H115ZM132 20H130V22H131ZM193 21V17L192 16H189V20H187V21H185L184 23L182 22V20H181V23H183V27L184 28H187L188 27V29L190 28V22H192ZM196 21H199L198 19L196 20ZM201 21V20H200ZM203 21V22H204ZM6 22V23H5ZM29 22V21H28ZM34 22V21H33ZM49 22V23H50ZM59 22V21H58ZM64 22V21H63ZM75 22V21H74ZM3 23H5V24H7L8 23V25H3ZM18 23H19V21H18ZM39 23V22H38ZM53 23V22H52ZM52 23H50V24H52ZM65 23V22H64ZM70 23V22H69ZM69 23H67L65 26L67 27L68 26V24ZM79 24H81L80 22H78ZM83 23V22H82ZM90 23V22H89ZM93 23H94V21H93ZM92 23V24H93ZM115 23H117V21L115 22ZM198 23V22H197ZM32 24V23H31ZM37 24V23H36ZM39 24H41V21H40V23ZM47 23H45V26H47L46 25ZM58 24V23H57ZM119 24V25H120ZM131 24V23H130ZM195 24V23H194ZM201 24V23H200ZM204 24V23H203ZM17 25V24H16ZM38 25V24H37ZM41 25H43V24H41ZM62 25H63V23H62ZM69 25H75V24H73L72 23V19H71V24H69ZM84 25V24H83ZM87 27H89L90 25L89 24H85ZM84 25V26H85ZM115 25V27H116V24H114ZM125 25V24H124ZM124 25H121L122 27H124ZM139 25V26H140ZM181 24H179V26H180ZM197 25V24H196ZM202 25V24H201ZM24 26H26V25H24ZM32 26V25H31ZM53 26V25H52ZM83 26V27H84ZM94 26V25H93ZM95 26H96V24H95ZM174 26V25H173ZM194 26V25H193ZM17 27V26H16ZM29 27V26H28ZM66 27H64V28H66ZM69 27V26H68ZM72 27V26H71ZM79 26L77 25V28H78ZM82 27V26H81ZM97 27H99V26H97ZM114 27V26H113ZM130 27V26H129ZM141 27V26H140ZM195 27V26H194ZM205 27V26H204ZM35 28V27H34ZM37 28V27H36ZM41 28L43 29V27H40V30H41ZM53 28H55L54 26H53ZM56 28H57V26H56ZM61 28V27H60ZM74 28V27H73ZM85 28V27H84ZM125 28V27H124ZM134 28V27H133ZM174 28V27H173ZM197 28V27H196ZM198 28H200L201 29V27H198ZM197 28V29H198ZM33 29V28H32ZM39 29V28H38ZM62 29V28H61ZM72 29V28H71ZM76 29V28H75ZM86 29V28H85ZM84 29V30H85ZM92 29V28H91ZM96 29V28H95ZM117 29H119V28H117ZM122 29V28H121ZM126 29H128V28H126ZM135 29V28H134ZM133 29V30H134ZM171 29V28H170ZM170 29L169 28H166L164 31L166 32V33H164L163 32V39L166 41V42H168V44H171L172 46L173 45H175L176 46V48L178 49V46H177V42H180V44L182 43V41L184 40L183 39V33H182V31L180 30H178L177 28H176V31L174 32V31H170ZM192 29V28H191ZM207 29V28H206ZM39 30V31H40ZM56 31H57V29H55ZM73 30V29H72ZM82 30H83V28H82ZM132 30V29H131ZM132 30V31H133ZM174 30V29H173ZM183 30V29H182ZM194 30V29H193ZM208 30V29H207ZM211 30V29H210ZM38 31V30H37ZM47 30H45V32H46ZM49 31V33H50V31L51 30H48ZM47 31V32H48ZM53 31V30H52ZM75 31V30H74ZM87 31V30H86ZM85 31V32H86ZM92 31V30H91ZM96 31V30H95ZM101 31V30H100ZM100 31H99V33H100ZM114 31V30H113ZM131 31V32H132ZM135 31V30H134ZM44 32V31H43ZM69 32V31H68ZM84 32V33H85ZM94 32V31H93ZM103 32V31H102ZM118 32V31H117ZM128 32V31H127ZM138 33H140L139 31H137ZM136 32V33H137ZM196 32H197V30H196ZM41 33V32H40ZM39 33V34H40ZM52 33H54V31L52 32ZM57 33V32H56ZM73 33V32H72ZM91 33V32H90ZM120 33V32H119ZM144 33H146L147 34V31H145ZM199 33V32H198ZM204 33H207V31L205 32L204 31ZM28 34V33H27ZM69 35H70V33H68ZM74 34V33H73ZM82 34V33H81ZM87 35H88V33H86ZM94 34V37H95V32L93 33ZM105 34V33H104ZM115 34V33H114ZM114 34H113V36H114ZM118 34V33H117ZM126 34V33H125ZM124 34V32H122L121 34H119V36L120 37H122V36H124L125 35ZM128 34V33H127ZM130 34V33H129ZM134 34H135V32H134ZM149 34H150V31H149ZM193 34V33H192ZM210 34V33H209ZM35 35V34H34ZM50 35H51V33H50ZM58 35V34H57ZM75 35V34H74ZM73 35V36H74ZM106 35V34H105ZM140 35H141V33H140ZM144 35V34H143ZM189 35V34H188ZM195 35H198L197 33H195ZM208 34H206V36H207ZM12 36V35H11ZM42 36V35H41ZM43 36H45V35H43ZM63 36V35H62ZM65 36L67 37V35L65 34ZM64 36V37H65ZM71 36V35H70ZM69 36V37H70ZM75 36H77V35H75ZM82 36V35H81ZM103 35L101 34V36L100 37H102ZM110 36V35H109ZM132 36V35H131ZM149 36V35H148ZM147 36V37H148ZM158 36V35H157ZM191 36V35H190ZM194 36V35H193ZM2 37V38H1ZM17 37V36H16ZM16 37H14V38H12V39H9V40H11V41H14V40H16ZM19 37V36H18ZM17 37V38H18ZM36 37V36H35ZM46 37V36H45ZM51 37V36H50ZM52 37L55 39L56 37H54L53 35H52ZM58 37L60 38V36L58 35ZM92 37H93V35H92ZM93 37V38H94ZM115 38H116V36H114ZM126 37H128V36H126ZM140 37V36H139ZM146 37V40H148V38ZM187 38H189L188 36H186ZM198 37V36H197ZM208 37V36H207ZM213 37V36H212ZM29 38V37H28ZM37 38V37H36ZM43 38V37H42ZM71 38V37H70ZM72 38H75V37H72ZM76 38H78V37H76ZM97 38V37H96ZM95 38V39H96ZM110 38V37H109ZM135 38V37H134ZM145 38V37H144ZM143 37H142V39H144ZM151 38V37H150ZM149 38V39H150ZM192 38H194V37H192ZM196 38V37H195ZM194 38V39H195ZM199 38H201V37H199ZM33 39V38H32ZM49 39V38H48ZM47 39V40H48ZM54 39H52L51 40V42L54 40ZM66 39V38H65ZM80 38H78V40H79ZM90 39H92L91 37H90ZM126 39V38H125ZM129 40H130V36H129V38H128ZM154 40L155 39H157V40H159L157 37L156 38H153ZM162 39V40H163ZM190 40H191V38H189ZM188 39V40H189ZM196 39H198V38H196ZM195 39V40H196ZM219 39V40H218ZM45 40H46V38H45ZM72 40V39H71ZM70 40V41H71ZM83 41V39H80L78 42H79V46H80V41ZM86 40V39H85ZM89 40V39H88ZM93 40V39H92ZM98 40H99V37H98ZM102 40H105V41H108V39H107V37L106 36H103L102 37ZM119 40V39H118ZM121 40H123V38L121 39ZM128 40V41H129ZM138 40H140L139 38H138ZM151 40V39H150ZM160 40H161V38H160ZM161 40V41H162ZM164 40H163V42H164ZM188 40H187V42H188ZM194 40V41H195ZM210 40H211V37H210ZM23 41V40H22ZM43 41V40H42ZM50 41V40H49ZM55 41V40H54ZM64 41H67V40H64ZM74 41V40H73ZM73 41H71L70 43H72ZM77 41V40H76ZM90 41V40H89ZM97 41V40H96ZM117 41V40H116ZM127 42V40H123V41H120V42ZM131 41V40H130ZM144 41V40H143ZM142 41V42H143ZM152 41V40H151ZM150 41V42H151ZM207 41V40H206ZM205 41V42H206ZM1 42V41H0ZM26 42V41H25ZM28 42V41H27ZM40 42V41H39ZM44 42V41H43ZM50 42V43H51ZM91 42V41H90ZM99 42V41H98ZM97 42V44L96 45H98V46H100L99 45V43ZM119 42V41H118ZM132 42H134L133 40H132ZM136 42H139V41H136ZM136 42H135V45H137L136 44ZM154 42V41H153ZM152 42V43H153ZM191 42V41H190ZM196 42H197V40H196ZM7 43V42H6ZM45 43H47V41L45 42ZM59 43H61V42H59ZM73 43H75V41L73 42ZM84 43V46L83 45H81L80 46V48L83 46L84 48H85V42H83ZM93 43V42H92ZM101 43H102V41H101ZM113 43V42H112ZM127 43H129L130 44V42H127ZM126 43V44H127ZM148 43H149V41H148ZM148 43H146V45L148 44ZM161 42H159V43H157V45L158 44H160ZM189 43V42H188ZM188 43L186 44V45H188ZM200 43H202V42H200ZM210 43H211V41H210ZM18 44V43H17ZM27 44H29V43H27ZM26 44V45H27ZM48 44V43H47ZM54 44V43H53ZM62 44L64 45V43L62 42ZM82 44V43H81ZM103 44V43H102ZM106 44V43H105ZM110 43H108V44H106V45H109ZM120 44V46L119 47H121V44L122 43H118V45ZM125 44V43H124ZM125 44V45H126ZM131 44H133V43H131ZM140 44V43H139ZM143 44V43H142ZM164 44H166V43H164ZM184 44H185V42H184ZM183 44V45H184ZM192 44V43H191ZM196 45H198V43H195ZM195 44H193L192 45V51L190 50V51H185V52H182L183 54H184V56H186V57H188V58H190V60H192V61H194L195 59H196V56H198L201 52V50L200 51H198V50H196L197 48L195 47ZM207 44V43H206ZM4 45H6V44H4ZM8 45V44H7ZM11 45V44H10ZM10 45H8V47H10ZM67 45V44H66ZM70 45V44H69ZM72 45V44H71ZM78 45V44H77ZM95 45V44H94ZM116 45V44H115ZM124 45V46H125ZM134 45V46H135ZM150 45H152V44H150ZM161 45V44H160ZM160 45H158V47H160L161 48V46ZM179 45V44H178ZM185 45V46H186ZM12 47L11 48H16L17 47V45H11ZM33 46V45H32ZM39 46V45H38ZM49 46V45H48ZM54 46V45H53ZM56 46V45H55ZM87 46H89V43L88 44H86V49L85 50H87ZM91 46V45H90ZM90 46H89V48H90ZM130 46V45H129ZM128 46V47H129ZM131 46H133V45H131ZM130 46V47H131ZM133 46V47H134ZM140 46V45H139ZM139 46H138V48H139ZM142 46V45H141ZM144 46V45H143ZM156 46V45H155ZM155 46H154V44H153V47L155 48ZM165 47H166V45H164ZM168 46V45H167ZM170 46V45H169ZM171 46V47H172ZM175 46H173V47H175ZM184 46V47H185ZM201 45H199V47H200ZM203 46V45H202ZM202 46H201V48H202ZM210 46V45H209ZM215 46V45H214ZM5 47V46H4ZM3 47V48H4ZM22 47V46H21ZM63 47V46H62ZM70 47V46H69ZM102 47H103V45H102ZM101 47V48H102ZM107 47V46H106ZM111 47H112V44H111ZM116 47V46H115ZM118 47V46H117ZM125 47H127V45L125 46ZM130 47L128 48V51H129V49H130ZM132 47V48H133ZM136 47V46H135ZM151 47V46H150ZM150 47H149V49H150ZM180 47V46H179ZM189 47H190V43H189ZM188 47V48H189ZM30 48H32V47H30ZM48 48V47H47ZM51 48V47H50ZM59 48V47H58ZM75 47H73L72 49H74ZM94 48H96L95 46H94ZM94 48H92V49H94ZM97 48H99V47H97ZM104 48V47H103ZM103 48L101 49L102 51H103ZM109 48V47H108ZM146 48V47H145ZM159 48V49H160ZM164 48V47H163ZM162 48V49H163ZM170 48V47H169ZM214 48V47H213ZM216 48H218V47H216ZM29 49V48H28ZM41 49V48H40ZM45 49H46V46H45ZM54 49V48H53ZM56 49V48H55ZM54 49V50H55ZM60 49V48H59ZM66 49V48H65ZM64 49V50H65ZM68 49V48H67ZM66 49V51H69V50H67ZM77 49H79V48H77ZM92 49L90 48L89 50H91V53H93L92 52ZM100 49V48H99ZM112 49H114V48H112ZM123 49V48H122ZM127 49V48H126ZM136 49V48H135ZM153 49V48H152ZM161 49V50H162ZM167 49H168V47H167ZM167 49L165 48L164 50H165V52L167 51ZM21 50V48L19 49V51ZM24 50H26V49H24ZM58 50V49H57ZM75 50V49H74ZM73 50V51H74ZM81 50V49H80ZM100 50V51H101ZM117 50H118V52H119V48H117ZM134 50V49H133ZM132 50V51H133ZM140 50H142L143 51V49H141L140 48ZM145 50H148V49H145ZM158 51L157 50V52H160V54H161V52L162 51ZM169 50V49H168ZM170 50H172V49H170ZM28 51V50H27ZM36 51V50H35ZM47 51H49V48H48V50ZM61 52H62V50H60ZM83 51V50H82ZM82 51H81V53H82ZM88 51V50H87ZM95 51V50H94ZM97 51V50H96ZM99 51V52H100ZM106 51L108 52V50H105L104 52H105V54H109V53H106ZM110 51L112 52V51H114V53H117V52H115L116 51V49H114V50H111L110 49ZM150 51H151V49H150ZM174 51V50H173ZM173 51H170V52H173ZM177 51V50H176ZM179 51V50H178ZM184 51V50H183ZM60 52V53H61ZM76 52V51H75ZM74 52V53H75ZM89 52V51H88ZM98 52V51H97ZM123 52V51H122ZM156 52V53H157ZM164 52V51H163ZM162 52V55H164V53ZM168 52V51H167ZM170 52H169V54H170ZM196 52H199V54L198 55H196L197 53ZM216 52V51H215ZM17 53V52H16ZM53 53L55 54V51H53ZM56 53H57V51H56ZM63 53H65V51L63 52ZM63 53H61V54H63ZM67 53V52H66ZM71 53V52H70ZM74 53H73V55L72 56H74ZM77 53H78V51H77ZM90 53V54H91ZM95 53V52H94ZM113 53V54H114ZM124 53V52H123ZM123 53H121L120 55H122ZM140 53V52H139ZM148 54H149V51L147 52ZM151 53V52H150ZM153 54H154V52H152ZM152 53H151V55H152ZM175 53V52H174ZM179 53H181V51H179ZM219 53V52H218ZM23 54V53H22ZM37 54V53H36ZM69 54V52L67 53V55ZM76 54V53H75ZM85 54V52L82 54V55H84ZM119 54V53H118ZM130 54V53H129ZM128 54V55H129ZM134 54L136 55V51H134ZM134 54H133V57H134ZM138 54V53H137ZM146 54V53H145ZM144 54V55H145ZM147 54V55H148ZM204 54V55H203ZM212 54V53H211ZM254 54V53H253ZM35 55V54H34ZM34 55H32V56H34ZM44 55V54H43ZM57 55V54H56ZM55 55V56H56ZM71 55V54H70ZM81 55V54H80ZM86 55V54H85ZM97 55V54H96ZM103 55H104V53H103ZM106 55V56H107ZM109 55H112V53L111 54H109ZM132 55V54H131ZM142 55V54H141ZM155 55V54H154ZM182 55V54H181ZM212 55H215L214 54V52H213V54ZM251 55V54H250ZM256 55V56H257ZM23 56V55H22ZM53 56V55H52ZM55 56H54V58H55ZM58 56V55H57ZM64 56V55H63ZM63 56H62V58H63ZM69 56V55H68ZM79 56V55H78ZM105 56V55H104ZM124 56H125V54H124ZM130 56V55H129ZM139 56V55H138ZM137 56V57H138ZM254 56V55H253ZM3 57V56H2ZM15 57V56H14ZM35 57V56H34ZM31 58V59H34L35 60V58ZM60 57V56H59ZM58 57V58H59ZM71 57V56H70ZM86 57H87V55H86ZM91 57H93V56H91ZM116 57V56H115ZM114 57V58H115ZM131 57V56H130ZM136 57V56H135ZM155 57H157V56H155ZM159 57V56H158ZM157 57V58H158ZM169 57H170V55H169ZM6 58V57H5ZM30 58V57H29ZM46 58V57H45ZM49 58H50V56H49ZM53 58V57H52ZM66 58V57H65ZM69 58V57H68ZM67 58V59H68ZM96 58V57H95ZM100 58V57H99ZM112 58V57H111ZM118 58V57H117ZM121 58V57H120ZM125 58V57H124ZM132 58V57H131ZM139 58V57H138ZM154 58V57H153ZM172 58H173V54H172ZM170 59V61H172L173 59ZM183 58V57H182ZM206 58V59H205ZM253 58V57H252ZM48 59V58H47ZM46 59V60H47ZM64 59V58H63ZM78 59V58H77ZM80 59V58H79ZM78 59V60H79ZM83 59V58H82ZM84 59H85V57H84ZM83 59V60H84ZM88 59V58H87ZM90 59V58H89ZM93 59V58H92ZM92 59L90 60V61H92ZM97 59V58H96ZM95 59V60H96ZM101 59V58H100ZM106 59V58H105ZM104 59V60H105ZM126 59V58H125ZM142 58H140V60H141ZM143 59H145V58H143ZM159 59V58H158ZM163 59V58H162ZM177 59V58H176ZM175 59V60H176ZM17 60V59H16ZM32 61V62H35V61ZM116 60V62H117V59H115ZM120 60V59H119ZM122 60H123V55H122ZM129 60V59H128ZM127 60V61H128ZM135 60V58L133 59V61ZM139 59H138V63H141V61H140ZM147 60H149V59H147ZM155 60V59H154ZM161 60V59H160ZM183 60V59H182ZM187 60V59H186ZM254 60H256V59H254ZM11 61V60H10ZM37 61V60H36ZM42 61V60H41ZM45 61V60H44ZM53 61V60H52ZM56 61V60H55ZM89 61V60H88ZM89 61V62H90ZM106 61V60H105ZM107 61H108V59H107ZM132 60H130V63H132L133 62ZM151 61V60H150ZM164 61V60H163ZM201 61V60H200ZM203 61V60H202ZM50 62V61H49ZM57 62V61H56ZM75 62H77V61H75ZM84 62V61H83ZM93 62H95V61H93ZM124 62H125V60H124ZM129 62V61H128ZM135 62V61H134ZM146 62V61H145ZM175 62V61H174ZM173 62V63H174ZM189 62V61H188ZM31 63V62H30ZM37 63V62H36ZM39 63V62H38ZM46 63V62H45ZM79 63H81V62H79ZM88 63V62H87ZM91 63V62H90ZM96 63V62H95ZM100 63H103V62H100ZM120 63V62H119ZM126 63V62H125ZM125 63H124V65H125ZM136 63H137V61H136ZM148 63V62H147ZM150 63V62H149ZM163 63V62H162ZM177 63V62H176ZM182 63V62H181ZM191 63V62H190ZM70 64V63H69ZM97 64H99V63H97ZM104 64V63H103ZM121 64V63H120ZM126 64H128V63H126ZM142 64V63H141ZM143 64H146V63H143ZM158 64V63H157ZM178 64H180V63H178ZM243 64V63H242ZM250 64H252V63H250ZM42 65H44V64H41L40 66H42ZM79 65V64H78ZM82 65V64H81ZM84 65V64H83ZM90 65V64H89ZM92 65V64H91ZM90 65V66H91ZM100 65V64H99ZM102 65V64H101ZM129 65H131V64H129ZM128 65V66H129ZM161 65V64H160ZM166 65V64H165ZM177 65V64H176ZM200 65V64H199ZM202 65V64H201ZM10 66V65H9ZM13 66V65H12ZM46 68H48L49 69V67H50V64L48 63L47 65H44ZM52 66V65H51ZM74 66V65H73ZM80 66V65H79ZM88 66V65H87ZM90 66H88V67H90ZM93 67H94V65H92ZM98 66V65H97ZM114 66V65H113ZM136 66V65H135ZM134 66V64H133V67H135ZM142 66V65H141ZM144 66V65H143ZM147 66V65H146ZM164 66V65H163ZM168 66V65H167ZM167 66H165V67H167ZM172 66V65H171ZM179 66V65H178ZM184 66V65H183ZM205 66V65H204ZM206 66H207V64H206ZM29 67V66H28ZM57 67H59L58 65H57ZM56 67V68H57ZM62 67V66H61ZM77 67V66H76ZM93 67H91V69L93 68ZM100 67V66H99ZM104 67V66H103ZM102 67V68H103ZM137 67H139V66H137ZM145 67V66H144ZM180 67V66H179ZM179 67H177V68H179ZM245 68H246V66H244ZM60 68V67H59ZM79 68V67H78ZM96 68V67H95ZM94 68V69H95ZM119 68V67H118ZM118 68L116 69V70H118ZM130 68V67H129ZM175 68V67H174ZM181 68V67H180ZM185 68V67H184ZM243 68V67H242ZM248 68V67H247ZM55 69V68H54ZM58 69V68H57ZM100 69H101V67H100ZM104 69V68H103ZM102 69V70H103ZM107 69V68H106ZM114 69V68H113ZM112 69V70H113ZM120 69H122V68H119V70ZM124 69V68H123ZM134 69V68H133ZM182 69V68H181ZM254 69H256V68H254ZM9 70H11V69H9ZM60 70V69H59ZM58 70V71H59ZM68 70V69H67ZM105 70V69H104ZM103 70V71H104ZM137 70V69H136ZM139 70V69H138ZM155 70V69H154ZM161 71L163 70V69H160ZM160 70H159V72H160ZM202 70H204V71H208V74L210 75V79L212 78V79H216V81H218L219 82V86H218V88H219V90L220 91H222L221 92V94H219V96L217 97V98H213V100H211V97H210V100H211V104L210 105H208L207 104V106H205V107H208V106H212L211 108H210V110L209 111H204V110H202V109H200V106H202V105H198L199 107H194V109H192V110H189L188 111V109H190L192 106V104L190 105L191 107H188L187 105L188 104H186V103H188V102H185V101H187V99L185 100V99H183L184 97L182 96V94H181V97H183L182 99H181V97H180V94H177V95H179V97H178V99L176 100L174 97V99H175V101L173 102V104H172V102L170 101V99H169V94H172V93H169L170 91L172 92V89H175V88H177V87H180L182 84H183V82L186 80V78L185 77H187V79H189L188 78V76H190V77H192V74L194 75V73H195V75H196V73H198L200 76H204V74H206V72L204 73V72H202ZM64 71V70H63ZM93 71V70H92ZM97 71H98V69H97ZM101 71V70H100ZM99 71V72H100ZM102 71V73H104ZM122 71H124V70H122ZM149 71V70H148ZM153 71V70H152ZM158 71V70H157ZM173 71H175V69L173 70ZM177 71V70H176ZM223 71H227L226 73H227V75H225V76H223V77H225V79H220L219 77H221V75H220V73L222 72L223 73ZM249 71V70H248ZM255 71V70H254ZM45 72V71H44ZM87 72H89V71H87ZM87 72H86V74L85 75H87ZM121 72V71H120ZM257 72V71H256ZM53 73V72H52ZM77 73V72H76ZM93 73H96V72H93ZM109 73V72H108ZM107 73V74H108ZM112 73H114V72H112ZM144 73V72H143ZM142 73V76L144 75ZM147 73V72H146ZM170 73V72H169ZM204 73V74H203ZM221 73V74H222ZM46 74V73H45ZM51 74V73H50ZM72 74V73H71ZM89 74V73H88ZM91 74H92V72H91ZM106 74V75H107ZM120 74V73H119ZM127 74V73H126ZM126 74H123V75H126ZM153 74H154V71H153ZM197 74V75H198ZM224 74H225V72H224ZM223 74V75H224ZM259 74V73H258ZM19 75V74H18ZM56 75H58V74H56V73H53V74H51V75H49L47 78H43V81H48L47 79H53V78H55V77H57ZM73 75V74H72ZM104 75V74H103ZM103 75H101V76H103ZM113 75V74H112ZM111 75V76H112ZM147 75V74H146ZM152 74H150L149 76H151ZM171 75V74H170ZM44 76V75H43ZM59 76V75H58ZM68 76V75H67ZM74 76V75H73ZM89 76V75H88ZM94 76V75H93ZM96 76L98 77V75L96 74ZM109 76H110V74H109ZM117 76H118V73H117ZM128 76V75H127ZM130 76V75H129ZM72 77V76H71ZM71 77H69V80H70V78ZM85 77H87V76H85ZM90 77V76H89ZM89 77H87V78H89ZM107 77V76H106ZM139 77V76H138ZM145 77V76H144ZM166 77V76H165ZM170 78H174V79H177V77H178V74L177 73H172V75L171 76H169ZM73 78V77H72ZM90 78H92V76L90 77ZM89 78V79H90ZM115 79H116V77H114ZM127 78V77H126ZM130 78H131V76H130ZM141 78V77H140ZM149 78L150 77H148V80H149ZM167 78V77H166ZM169 78V79H170ZM194 78V77H193ZM259 78H260V81H263V83H264V75H260L259 76ZM40 79V78H39ZM42 79V78H41ZM57 79V78H56ZM55 79V80H56ZM94 79H95V77H94ZM100 79H102V78H100ZM105 79V78H104ZM109 79H111V78H109ZM113 79V78H112ZM111 79V80H112ZM124 79V78H123ZM129 79V78H128ZM137 79V78H136ZM147 79V78H146ZM145 79V80H146ZM210 79H209V77H201V79H197L196 78V81H193L192 80V82L191 83H189V80L187 81L190 85H188V87L190 86V90H188V92L189 91H195L196 92V90L199 88L200 90H205L206 89V87L211 83V81H210ZM27 80V79H26ZM72 80V79H71ZM76 80V79H75ZM107 80V79H106ZM120 80V79H119ZM126 80V79H125ZM194 80H195V78H194ZM30 81V80H29ZM79 81V80H78ZM88 81H90V80H88ZM98 81V80H97ZM105 81V80H104ZM108 81V80H107ZM127 81V80H126ZM177 81V80H176ZM215 81V80H214ZM256 81V80H255ZM259 81V80H258ZM73 82V81H72ZM80 82V81H79ZM87 82V81H86ZM93 82V81H92ZM92 82H91V84H92ZM102 82V81H101ZM111 82V81H110ZM113 82V81H112ZM135 82V81H134ZM141 82H143V81H141ZM152 82V81H151ZM30 83V82H29ZM104 83V82H103ZM186 83V82H185ZM252 83V82H251ZM257 83V82H256ZM256 83H254L252 86H254ZM16 84V83H15ZM37 84V83H36ZM95 84V83H94ZM102 84V83H101ZM101 84H100V86H101ZM106 85H107V83H105ZM125 84H127V83H125ZM124 84V85H125ZM138 84V83H137ZM145 84V83H144ZM212 84V83H211ZM258 84V83H257ZM62 85V84H61ZM65 85V84H64ZM88 85V84H87ZM86 85V86H87ZM93 85V84H92ZM92 85H90V86H92ZM112 85H113V83H112ZM115 85V84H114ZM135 86L134 87H138V85L136 86V83L134 84ZM66 86H68V84H66ZM75 86V85H74ZM94 86V85H93ZM100 86H99V88H100ZM143 86H145V85H143ZM185 86V85H184ZM211 86V85H210ZM261 86V85H260ZM46 87H47V84H46ZM63 87V86H62ZM61 87V88H62ZM97 87V86H96ZM104 87H106V86H104ZM112 87V86H111ZM133 87V86H132ZM201 87V88H200ZM213 87V86H212ZM250 87V86H249ZM27 88V87H26ZM53 88V87H52ZM65 88V87H64ZM76 88V87H75ZM98 88V89H99ZM115 88V87H114ZM124 88V87H123ZM140 88V87H139ZM152 88V89H153ZM168 88H171V90L170 89H168ZM186 88V87H185ZM208 89H210L209 87H207ZM251 88H253V87H251ZM258 88V87H257ZM63 89V88H62ZM78 89V88H77ZM91 89V88H90ZM179 89V88H178ZM186 89H188V88H186ZM207 89V90H208ZM213 89V88H212ZM216 89H217V87H216ZM254 90H255V87L253 88ZM51 90V89H50ZM56 90V89H55ZM100 90H104V88H102V86H101V89ZM113 90V89H112ZM116 90V89H115ZM114 90V91H115ZM119 90V89H118ZM153 90V91H154ZM254 90H252V91H254ZM257 90V89H256ZM2 91V90H1ZM34 93H35V90H32ZM63 91V90H62ZM65 91V90H64ZM70 91V90H69ZM74 91H76V90H74ZM97 91V90H96ZM120 91V90H119ZM152 91V90H151ZM174 91V90H173ZM176 91V90H175ZM174 91V92H175ZM180 91H181V89H180ZM184 91H187V90H184ZM258 91V90H257ZM257 91H256V93H257ZM27 92V91H26ZM37 93H38V91H36ZM40 92V91H39ZM42 92H44V91H42ZM56 92H57V90H56ZM82 92V91H81ZM87 92V91H86ZM105 92H106V89H105ZM117 92V91H116ZM125 92H127V91H125ZM178 92H179V90H178ZM187 92V93H188ZM197 92H198V90H197ZM212 92H213V90H212ZM215 92V91H214ZM29 93V92H28ZM58 93V92H57ZM94 93H96V92H93V94ZM111 93V92H110ZM136 93V92H135ZM143 93V92H142ZM182 93V92H181ZM199 93H201V92H199ZM211 93V92H210ZM255 93V92H254ZM253 93V94H254ZM36 94V93H35ZM46 94V93H45ZM51 94V93H50ZM97 94V93H96ZM106 94V93H105ZM113 94V93H112ZM119 94V93H118ZM126 94V93H125ZM132 93H130V95H131ZM137 94V93H136ZM145 94V93H144ZM185 95H186V93H184ZM189 94H190V92H189ZM192 94V93H191ZM205 94H206V92H205ZM252 94V95H253ZM15 95V94H14ZM34 95V94H33ZM40 94H38V95H36V96H39ZM101 95V94H100ZM117 95V94H116ZM133 95H134V93H133ZM137 95H140V94H137ZM188 95V94H187ZM198 95V94H197ZM76 96V95H75ZM97 96V95H96ZM128 96V95H127ZM127 96L124 98V100H126V98H127ZM142 96V95H141ZM173 96V95H172ZM176 96V95H175ZM257 96H258V94H257ZM44 97V96H43ZM45 97H46V95H45ZM48 97H49V94H48ZM47 97V98H48ZM55 97V96H54ZM72 97H73V95H72ZM78 97V96H77ZM90 97H92V95L90 96ZM97 97H99V96H97ZM97 97H96V99H97ZM103 97V96H102ZM138 97V96H137ZM136 97V98H137ZM189 97V96H188ZM260 97V96H259ZM258 97V98H259ZM22 98V97H21ZM62 98V97H61ZM71 98V97H70ZM79 98H81V97H79ZM82 98H83V96H82ZM82 98H81V101H82ZM85 98V97H84ZM83 98V100H85ZM115 98V97H114ZM141 98V97H140ZM144 98H145V96H144ZM172 98V99H173ZM185 98H186V96H185ZM196 97H194V99H195ZM34 99V98H33ZM89 99V98H88ZM102 99V98H101ZM147 99V98H146ZM145 99V100H146ZM173 99V100H174ZM209 99V98H208ZM253 99V98H252ZM261 99V98H260ZM3 100V99H2ZM44 100H45V98H44ZM52 100V99H51ZM50 100V101H51ZM94 100V99H93ZM185 100V101H184ZM207 100V99H206ZM259 100V99H258ZM5 101V100H4ZM33 101V100H32ZM40 101V100H39ZM46 101V100H45ZM44 101V102H45ZM87 101H89V100H87ZM90 101H92V100H90ZM95 101V100H94ZM107 101V100H106ZM108 101H109V98H108ZM114 101V100H113ZM133 101V100H132ZM191 102H192V100H190ZM196 101V100H195ZM199 100H197V102H198ZM29 102H31V101H29ZM101 102V101H100ZM127 102V101H126ZM126 102H123L124 104L126 103ZM133 102H135V101H133ZM148 102V101H147ZM203 101H201V103H202ZM260 102V101H259ZM4 103V102H3ZM13 103V102H12ZM39 103V102H38ZM84 103V102H83ZM97 103V102H96ZM210 103V102H209ZM261 103H263L262 101H261ZM16 104V103H15ZM31 104V103H30ZM45 104V106L44 107H46V102L44 103ZM55 104V103H54ZM95 104V103H94ZM100 104V103H99ZM115 104V103H114ZM127 104V103H126ZM197 104V103H196ZM198 104H199V102H198ZM256 104V103H255ZM24 105V104H23ZM39 105V104H38ZM58 105V104H57ZM65 105L66 106H68L67 105V103H65ZM106 105V104H105ZM112 105V104H111ZM148 105V104H147ZM193 105H195V104H193ZM262 105V104H261ZM20 106H21V104H20ZM32 106V104L30 105V107ZM42 106V107H43ZM48 106V105H47ZM104 106V105H103ZM103 106H102V108H103ZM150 106H152V104L150 105ZM39 107V106H38ZM41 107V106H40ZM53 107V106H52ZM106 107V106H105ZM109 107V106H108ZM119 107V106H118ZM204 107V108H205ZM263 107V106H262ZM10 108H12V107H10ZM14 108V107H13ZM25 107H23V109H24ZM49 109H51L50 107H48ZM58 108V107H57ZM115 108V107H114ZM113 108V109H114ZM126 108V107H125ZM130 108V107H129ZM178 108H181V109H178ZM202 108V107H201ZM31 109V108H30ZM37 109V108H36ZM88 109V108H87ZM111 109V108H110ZM117 109V108H116ZM115 109V110H116ZM122 109V108H121ZM177 109H178V111L179 112H182L183 114H184V116H183V122L181 123V126L179 125L178 126V124H176L174 127L176 128L175 130H173L172 132H164V128L162 129V124L164 123V121H165V119H166V117H168L169 116V119H168V123H169V121H170V125L172 124V123H175L176 121H175V117L177 116L176 115V111H177ZM256 109H257V107H256ZM262 109V108H261ZM260 109V110H261ZM18 109H16V111H17ZM21 110V109H20ZM38 110V109H37ZM44 110H46V108L44 109ZM79 110V109H78ZM94 111H96V113L100 116V115H102V114H99V112L96 110V109H93ZM114 110V111H115ZM167 110H169V111H167ZM187 110V111H186ZM24 111V110H23ZM28 111V110H27ZM107 111H108V109H107ZM106 111V112H107ZM186 111V112H185ZM25 112V111H24ZM35 112V111H34ZM75 112H77V111H75ZM109 112H110V110H109ZM12 113V112H11ZM23 113V112H22ZM38 113V112H37ZM41 113V112H40ZM79 113H82V112H79ZM78 113V114H79ZM90 113V112H89ZM115 113V112H114ZM13 114V113H12ZM16 114V113H15ZM25 114V113H24ZM35 114V116H37L36 115V113H34ZM83 114V113H82ZM105 114V113H104ZM183 114H181V115H183ZM14 115V114H13ZM12 115V116H13ZM21 115H23V114H21ZM38 115H39V113H38ZM45 115V114H44ZM46 115H47V112H46ZM63 115H64V113H63ZM63 115H61V116H63ZM81 115V114H80ZM84 115V114H83ZM110 115H111V113H110ZM116 115V114H115ZM15 116V115H14ZM32 116V115H31ZM40 116V115H39ZM65 116V115H64ZM18 117V116H17ZM25 117H27V116H25ZM52 117V116H51ZM101 117V116H100ZM110 117V116H109ZM24 118V117H23ZM37 118V117H36ZM40 119H41V117H39ZM76 118V117H75ZM91 118V117H90ZM97 118V117H96ZM34 119H35V117H34ZM39 119V120H40ZM59 119V118H58ZM86 119V118H85ZM93 119V118H92ZM98 119V118H97ZM118 119V118H117ZM39 120L38 121H36V122H39ZM65 120V119H64ZM76 120V119H75ZM89 120H91V119H89ZM135 120V121H134ZM171 120H173V121H171ZM177 120V119H176ZM41 121V120H40ZM66 121V120H65ZM69 121V120H68ZM84 121V120H83ZM99 121V120H98ZM178 121V120H177ZM92 122V121H91ZM94 122V121H93ZM64 123V122H63ZM63 123H61V125L63 124ZM69 122H67V124H68ZM70 123H72V122H70ZM75 123V122H74ZM78 123H79V121H78ZM82 123V122H81ZM95 123V122H94ZM146 123H150V124H152V127L155 129V131L157 132V131H159L160 133H161V135H163V141H161L160 140V138L157 136H155V135H152L150 132L151 131H149V129L146 127ZM178 123V122H177ZM75 124H77V123H75ZM89 124V123H88ZM165 124V123H164ZM163 124V125H164ZM47 125V124H46ZM71 125V124H70ZM92 125V124H91ZM96 125V124H95ZM95 125H93V126H95ZM98 125V124H97ZM75 126V125H74ZM77 126V125H76ZM75 126V127H76ZM83 127V126H82ZM98 127H100V126H98ZM92 128V127H91ZM94 128H96V127H94ZM166 128V127H165ZM88 130H89V128H87ZM100 129H101V127H100ZM60 131L61 130H63V128L62 129H59ZM58 130V131H59ZM93 130H95V129H93ZM92 129H91V131H93ZM104 129H102V131H103ZM180 130V131H179ZM57 131V130H56ZM57 131V132H58ZM87 131V130H86ZM90 131V130H89ZM97 131V130H96ZM57 132L55 133L54 132V134H57ZM64 132V131H63ZM47 133V132H46ZM80 133V132H79ZM88 133V132H87ZM96 133V132H95ZM176 133H183L182 135H184V138H185V140L186 141H183L182 139H179V137H177V139H176ZM53 134V135H54ZM91 134V133H90ZM52 135V136H53ZM72 135V134H71ZM76 136L77 135H79V134H75ZM81 135V134H80ZM79 135V136H80ZM84 135H85V132H84ZM92 135V134H91ZM112 135V136H111ZM174 138V139H172V137ZM51 136V137H52ZM264 136V135H263ZM65 137V136H64ZM83 137V136H82ZM81 137V138H82ZM92 137V136H91ZM160 137H162V136H160ZM47 138V137H46ZM61 138V137H60ZM71 138V137H70ZM12 139V138H11ZM72 139V138H71ZM168 139V141H171V142H166V140ZM64 140V139H63ZM96 140H98V139H96ZM172 140H174V142H172ZM47 141H50V143L51 144H58V143H62L63 144V141H59V139H58V135L57 136H54V137H52V138H50V139H48ZM57 141V142H56ZM59 141V142H58ZM176 141V142H175ZM258 141V140H257ZM14 142H16V141H14ZM21 143V142H20ZM32 143H34V142H32ZM47 143V142H46ZM64 143H65V141H64ZM260 143V142H259ZM14 144V143H13ZM22 144V143H21ZM27 144V143H26ZM26 144H25V146H26ZM36 144V143H35ZM262 144V143H261ZM23 145V144H22ZM46 145V144H45ZM44 145V146H45ZM60 145V144H59ZM76 145H77V142H76ZM12 146V145H11ZM17 146V145H16ZM32 146V145H31ZM58 146V145H57ZM67 146H69V145H67ZM72 146V145H71ZM70 146V147H71ZM255 146H256V144H255ZM263 146V145H262ZM18 147V146H17ZM21 147V146H20ZM20 147H18V148H20ZM58 147H60V146H58ZM57 147V148H58ZM24 147H22V149H23ZM32 148V147H31ZM257 148V147H256ZM25 149V148H24ZM29 149H30V147H29ZM28 149V150H29ZM10 150V149H9ZM17 150H19V149H17ZM33 150V149H32ZM43 150V149H42ZM49 150H51L49 147H46V148H44V150L43 151H46V152H48ZM53 150V151H54ZM95 150H96V161H98V164H97V166H94V164L92 165V166H94V167H92L91 165H89V163L86 161V162H84L85 160L83 159V160H80V159H82V157L84 156H86V160H88V158L95 152ZM12 152V151H11ZM15 152V151H14ZM21 152V151H20ZM25 152V151H24ZM30 152V151H29ZM34 152V151H33ZM51 152V151H50ZM13 153V152H12ZM32 153V152H31ZM42 153V152H41ZM247 153V152H246ZM259 153V152H258ZM34 154V153H33ZM50 154V153H49ZM94 154V155H95ZM98 154H101V155H103V156H101V155H99L101 158H98L99 156H98ZM105 154H106V156H105ZM259 154H261V153H259ZM262 154H264V152H262ZM2 155V154H1ZM14 155H16L15 153H14ZM19 155V154H18ZM29 155H31L30 153H29ZM41 155V154H40ZM94 155L90 158V160H93V157H94ZM181 155L183 156V157H181ZM20 156V155H19ZM28 156V155H27ZM53 156H56V154H54ZM98 156V157H97ZM185 156H186V158H185ZM260 156V155H259ZM258 156V157H259ZM262 156V155H261ZM40 157V156H39ZM52 157V156H51ZM15 158V157H14ZM31 158V157H30ZM33 158H34V156H33ZM41 158V157H40ZM250 158H252V157H250ZM45 159V158H44ZM256 159H257V157H256ZM259 159V158H258ZM27 160V159H26ZM29 160V159H28ZM34 160V159H33ZM185 160L187 161V162H185ZM213 160V159H212ZM251 160V159H250ZM31 161V160H30ZM35 161V160H34ZM46 161H48V160H45V164H46ZM94 161V160H93ZM92 161V162H93ZM247 161V160H246ZM12 162V161H11ZM38 162H39V160H38ZM91 162V163H92ZM244 162V161H243ZM252 162H253V160H252ZM34 164H36L35 162H33ZM40 163V162H39ZM38 163V164H39ZM246 163V162H245ZM30 164H32V161H31V163H29V165ZM41 164V163H40ZM249 164V163H248ZM247 164V165H248ZM42 165V164H41ZM27 166V165H26ZM34 166H36V165H34ZM189 166L193 169V171H191V169L189 168ZM223 166H224V164H223ZM24 168H25V166H23ZM30 167V166H29ZM33 167V166H32ZM29 168H28V166H27V169L26 170H28ZM35 169V168H34ZM19 170V169H18ZM23 170V169H22ZM25 170V171H26ZM62 170H63V168H62ZM217 170V169H216ZM35 171H36V169H35ZM39 171V170H38ZM233 171V170H232ZM7 172H9V171H7ZM15 172V171H14ZM18 172V171H17ZM16 172V173H17ZM24 172V171H23ZM45 172V171H44ZM26 173V172H25ZM40 173V172H39ZM45 173H47V171L45 172ZM58 173V172H57ZM206 173V172H205ZM18 174V173H17ZM19 174H21V173H19ZM216 174V173H215ZM235 175H236V173H234ZM22 175H23V173H22ZM43 175V174H42ZM48 175V174H47ZM30 176V175H29ZM58 176V175H57ZM65 176V175H64ZM63 176V177H64ZM47 177V176H46ZM45 177V178H46ZM53 177V176H52ZM67 177V178H68ZM133 178L134 177V179H130V178ZM22 178V177H21ZM20 178V179H21ZM24 178V177H23ZM36 178V177H35ZM38 178H40V176L38 177ZM254 178V177H253ZM43 179V178H42ZM58 179V178H57ZM56 179V180H57ZM63 179V178H62ZM70 179H67V180H70ZM169 179L171 180V182L169 181ZM5 180V179H4ZM26 180V179H25ZM52 179L51 178H49V180H46V182L44 181V182H41V181H37L38 183H40L41 185H42V187H40L39 189L41 190V188H43V187H46L47 185H48V183H49V181H51ZM76 180V181H77ZM166 180H168L169 182H170V184H169V182H167ZM29 181V180H28ZM32 181H33V179H32ZM59 181V180H58ZM34 182H35V180H34ZM33 182V183H34ZM57 181H55V183H56ZM72 182H74L75 183V181L73 180ZM128 182H130L129 184H127ZM235 184H238V186L241 188V190L243 191V192H245V193H250V194H252V193H254L261 185H260V183L259 184H256V185H250L249 184V182H248V174H242V173H239L238 175H237V177L235 178ZM19 183H20V181H19ZM23 183H24V181H23ZM28 183V182H27ZM57 183H59V182H57ZM70 183V182H69ZM164 183V187H163V189H159V187H160V184H163ZM264 183V182H263ZM22 184V183H21ZM25 184V183H24ZM39 184V185H40ZM46 184V185H45ZM12 185V184H11ZM28 185V184H27ZM33 185V184H32ZM38 185V184H37ZM54 183L52 184V186L51 187H53L54 188ZM75 185H77V184H75ZM75 185H73V186H75ZM188 185V184H187ZM31 186V185H30ZM59 186H60V184H56V186H55V189L57 188H59ZM71 186V185H70ZM82 186V185H81ZM27 187V186H26ZM32 187V186H31ZM34 187V186H33ZM32 187V188H33ZM61 187H64V186H61ZM127 187V188H126ZM262 187V186H261ZM14 188H16V187H14ZM28 188V187H27ZM35 188H36V186H35ZM35 188H33V191H34V189ZM79 188V187H78ZM192 188V187H191ZM47 189V188H46ZM48 189H49V187H48ZM51 189V188H50ZM54 189V190H55ZM44 189H42L41 191H43ZM59 190V189H58ZM70 190V188L68 187V188H65V191L67 192V191H69ZM73 190V189H72ZM138 190V189H137ZM182 190V189H181ZM30 191V190H29ZM47 191H49V190H47ZM60 191V190H59ZM59 191H57V192H59ZM61 191H62V189H61ZM84 191V190H83ZM87 191V190H86ZM85 191V192H86ZM135 191V190H134ZM31 192V191H30ZM50 192H52V191H50ZM54 192V191H53ZM52 192V193H53ZM81 192V191H80ZM79 192V193H80ZM21 193V192H20ZM45 193V192H44ZM65 193V192H64ZM82 193V192H81ZM80 193V194H81ZM41 194V193H40ZM47 193H45V195H46ZM67 194V193H66ZM68 194V195H69ZM77 194V193H76ZM153 194V193H152ZM173 194V193H172ZM42 195H44V194H42ZM48 195H49V193H48ZM64 195V194H63ZM150 195H151V193H150ZM184 195V194H183ZM47 196V195H46ZM67 196V195H66ZM64 197V198H67V197ZM77 196V195H76ZM79 196V195H78ZM161 196V197H162ZM174 196V195H173ZM262 196V195H261ZM151 197V196H150ZM29 198V197H28ZM32 198V197H31ZM78 198V197H77ZM137 198V197H136ZM63 199V198H62ZM86 200V202L84 201V200ZM139 199H141L140 197L139 198H137V200H139ZM149 199H152V198H149ZM257 199H259V198H257ZM30 201V200H29ZM60 201V200H59ZM111 201V202H110ZM43 202V201H42ZM131 202V201H130ZM129 202V203H130ZM80 203H82V204H80ZM65 204V205H66ZM29 205H31V204H29ZM65 205H63V206H65ZM26 206V205H25ZM38 206V205H37ZM76 206H81V208L79 207V210H76V208H74V207H76ZM62 207V206H61ZM129 207V206H128ZM262 207H264V197H262V199L260 198L259 199V201H257V202H255L254 204H252V206H250V207H248V208H246V209H241V210H236V212H238V215H237V217L239 218V220H238V222H237V220L236 221H230V222H226L225 220V222H223V223H221L220 225H218L216 228H214L213 229V231H210L211 233H210V235L208 236L207 235V238H205L204 237V239H205V241L207 242L208 240H209V242L211 243V240H222V239H224V238H227L228 236H230V235H232L233 233H235V232H238V231H240L241 232V230L243 229V227H245L246 225H248V224H251V216L254 214V213H256V211L257 210H259L260 208H262ZM30 207H28V209H29ZM33 208V206L31 207V209ZM74 208V209H73ZM135 208H137V207H135ZM27 209V208H26ZM34 209V208H33ZM144 209V208H143ZM264 209V208H263ZM262 209V210H263ZM64 210V209H63ZM68 210V209H67ZM126 210V211H125ZM130 209H128V211H129ZM138 210H139V208H138ZM31 211V210H30ZM33 211V210H32ZM40 211V210H39ZM102 211H103V214H102ZM22 212V211H21ZM62 212V211H61ZM110 212V211H109ZM259 212V211H258ZM261 212H263V211H261ZM35 213V212H34ZM264 213V212H263ZM65 214V213H64ZM122 214V215H123ZM258 214V213H257ZM121 215V214H120ZM148 215V214H147ZM133 216V215H132ZM261 216V215H260ZM58 217V216H57ZM127 217H128V215H127ZM130 217V216H129ZM161 217V216H160ZM159 217V218H160ZM30 218V217H29ZM126 218V217H125ZM134 218V217H133ZM230 218V217H229ZM237 218V219H238ZM59 221H60V219H58ZM111 220V219H110ZM109 220V221H110ZM122 219H120V221H121ZM124 220V219H123ZM162 220V219H161ZM81 221H83V222H81ZM125 221H127V218H126V220ZM144 221H145V219H144ZM155 221V220H154ZM70 222V221H69ZM76 222V221H75ZM80 222V223H79ZM111 222V221H110ZM122 222V221H121ZM143 222V221H142ZM148 222H149V220H148ZM152 222V221H151ZM73 223V222H72ZM124 223V222H123ZM137 223V222H136ZM158 223V222H157ZM43 224V223H42ZM67 224V223H66ZM84 224V225H83ZM145 224V223H144ZM57 225H58V223H57ZM142 225V224H141ZM149 225V224H148ZM151 225V224H150ZM68 226H69V224H68ZM107 226H111L110 228H106ZM138 226H139V224H138ZM240 226V227H239ZM67 227V226H66ZM143 227H146V226H143ZM238 227V228H237ZM68 228V227H67ZM147 228V227H146ZM7 229V228H6ZM52 229V228H51ZM63 229V228H62ZM148 229V228H147ZM150 231H151V233H152V236L151 237H153V231L151 230V229H149ZM82 231V232H81ZM196 232H198L199 231V228L197 229V230H195ZM245 231V230H244ZM117 232H119L117 235H116V233ZM15 233V232H14ZM239 233V232H238ZM55 234V233H54ZM91 234H93V237H94V239L96 240V243L94 244V241H93V239H90V236H91ZM237 234V233H236ZM62 235V234H61ZM116 235V236H115ZM118 237L119 236H117V240H118ZM102 238H103V241H102ZM82 239V240H81ZM115 239V241H117ZM114 241V242H115ZM202 241V240H201ZM204 241V240H203ZM204 241V244H203V246H205L207 243ZM83 242V243H82ZM105 242V241H104ZM113 242V241H112ZM111 242V243H112ZM194 241H192V239H191V241L189 240L188 242H187V245L188 246H190V247H192L193 245H194V243H193ZM254 244H257L256 246H258V249L261 251V252H263L264 253V233H258V234H256V236L254 237ZM72 243V242H71ZM80 243H81V246H80ZM116 243V242H115ZM139 243H143V245H140V246H143V247H148L147 246V244L149 245L150 244V247L152 246V244L151 243H147V242H145V241H141V242H139ZM114 244V243H113ZM74 246H75V244H74ZM155 246V245H154ZM153 246V247H154ZM195 246H196V244H195ZM110 247H111V245H110ZM200 247V246H199ZM112 248V247H111ZM195 248V247H194ZM106 249V248H105ZM104 250V249H103ZM52 251V250H51ZM77 251V250H76ZM101 252V251H100ZM72 253H74V252H72ZM94 253H98L97 252V250L94 252ZM93 253V254H94ZM103 253V252H102ZM197 253V252H196ZM74 255V254H73ZM85 255V254H84ZM97 255H99V254H97ZM127 255V253H125V251L121 254V256L122 257H124V256H126ZM131 255V254H130ZM95 256V255H94ZM109 256V255H108ZM107 256V258H109ZM128 256V255H127ZM89 257H93V256H89ZM89 257L87 258V259H89ZM98 256H95L94 258H92V259H94L95 261H96V258H97ZM100 257H102V256H100ZM99 257V258H100ZM117 257V256H116ZM163 257V256H162ZM176 257V256H175ZM112 258V257H111ZM143 258H145V257H143ZM147 258V260L148 261H152L151 259L152 258H149V257H146ZM192 258V257H191ZM91 259V258H90ZM91 259V260H92ZM102 259H104V258H102ZM157 259V258H156ZM170 260H171V258H169ZM176 259V258H175ZM107 260V259H106ZM117 260V259H116ZM119 260V259H118ZM158 260H161V259H158ZM177 260V259H176ZM175 260V261H176ZM183 260H185V259H183ZM94 261V262H95ZM99 261V260H98ZM154 262H156V261H154ZM184 262V261H183ZM160 263V262H159ZM71 264V263H70ZM83 264V263H82ZM94 264V263H93ZM107 264H109V262L107 263ZM112 264V263H111ZM121 264V263H120ZM151 264V263H150ZM176 264V263H175ZM178 264V263H177ZM185 264V263H184Z\"/></svg>","mask_w":264,"mask_h":264},{"label":"water","instance_id":"obj_3","mask_svg":"<svg viewBox=\"0 0 264 264\" xmlns=\"http://www.w3.org/2000/svg\"><path fill=\"white\" fill-rule=\"evenodd\" d=\"M214 18H233L244 36L264 54V0H192Z\"/></svg>","mask_w":264,"mask_h":264}]
</instances>
